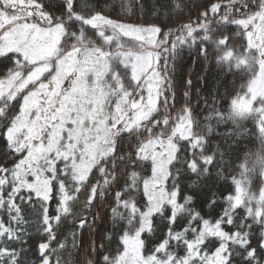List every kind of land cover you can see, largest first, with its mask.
I'll return each instance as SVG.
<instances>
[{
    "label": "snow or ice",
    "instance_id": "6c2138e0",
    "mask_svg": "<svg viewBox=\"0 0 264 264\" xmlns=\"http://www.w3.org/2000/svg\"><path fill=\"white\" fill-rule=\"evenodd\" d=\"M156 7L177 25L140 0H0V264H264V0ZM248 120L261 148L234 170ZM213 177L234 190L210 220L186 193Z\"/></svg>",
    "mask_w": 264,
    "mask_h": 264
},
{
    "label": "trees",
    "instance_id": "16d2710c",
    "mask_svg": "<svg viewBox=\"0 0 264 264\" xmlns=\"http://www.w3.org/2000/svg\"><path fill=\"white\" fill-rule=\"evenodd\" d=\"M140 2L144 5V11H143V15H146L148 17H152L153 13L155 11H159L161 13V19L164 21L165 24H167L168 26H176L178 21L176 19V17H172L171 19H169L165 14L168 13V8L165 7L163 9H160L159 7L154 8V5H168L169 3H171V0H140ZM185 2L187 4H189L191 6V10L186 11L185 12V16L190 15L191 18L193 20L196 19V15L197 12L199 11V9H196V5H200V4H204L206 2V0H185ZM88 3L90 4H94V5H109L113 3V0H88ZM159 22V21H157ZM187 22L185 19L181 18L179 20V23H185ZM239 39V38H237ZM4 62L0 61V67H2V64ZM204 67V62L202 59L198 58L196 53L193 52L191 54H189L187 51H185L182 60L178 63V71H177V79L178 80H183L185 78V76L187 75L188 71L192 72L193 75V81L195 84V78L196 76H198L201 71L202 68ZM206 71L208 72V85L207 88H201V91L204 93V95H210L211 94V90L212 87L214 86L215 80L217 78V72L215 71V66L211 65L208 67V69H206ZM226 79L231 83L234 82L236 85L235 90L233 91V95H235V92L239 90V85L242 83H246V78H241L240 75H234V74H230L228 77H226ZM199 86V85H197ZM195 91V89L193 90ZM196 100V96H193V101ZM227 105V101H223L221 107L226 108ZM177 107H179V104L177 105ZM197 107H199V105H197ZM244 126L247 129V134L241 139L240 141V154H239V159L236 160L235 165H234V170H238V165L239 163L242 162L243 159V153L247 150L252 151V152H256L258 150H260L261 148V141L258 138V129L256 128L255 124L253 121L248 120L244 122ZM221 131H223V129H221ZM219 138H217L218 140ZM150 174V170L146 171L144 173L145 176ZM189 179H191V176H189ZM252 185H251V189L254 192H258L260 187H264V183L260 182V177L259 174L253 175L252 176ZM185 187H187V182L185 184ZM210 189V191H209ZM233 186L230 182H224V181H220L218 179H216L215 177L211 178L206 185L202 186L201 188H188V191L186 194L188 195H194L196 197V201H195V206L197 207L198 210H203L202 214H205V218H208L210 220H215L218 218L217 213L212 212L210 209L207 208V199L208 197L214 192L216 193L217 196H222V195H227V194H231L233 192ZM139 199H143V195L141 193V195L139 196ZM222 203V201H221ZM37 210L39 208V205L36 204L35 205ZM51 210V209H50ZM219 211V210H218ZM240 215H243V211L241 210ZM29 219V233L32 236H38L39 233L37 231L38 228V224L37 221L39 220V212H31L29 211L28 213V217ZM68 223H71V221H69ZM184 226L183 222H181V227ZM72 231L71 228H68L65 231V235L68 234V232ZM161 236V232H157L151 239L153 242L158 241V239ZM154 247V243L152 245ZM23 247H25L26 249L30 247V245L25 244ZM119 251H122V246H120L118 243H113L110 246V253L112 255H117ZM145 254H149L147 251L145 252ZM180 254H183L182 250L180 251ZM80 253L78 251L73 253V259H75L77 256H79ZM27 258L29 260V262H31L32 260H35V255L29 251L27 254ZM67 258V257H65Z\"/></svg>",
    "mask_w": 264,
    "mask_h": 264
}]
</instances>
